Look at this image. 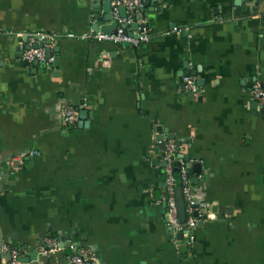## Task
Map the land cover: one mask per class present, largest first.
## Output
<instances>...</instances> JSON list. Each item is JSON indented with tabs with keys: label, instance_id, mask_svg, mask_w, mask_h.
Returning <instances> with one entry per match:
<instances>
[{
	"label": "crops",
	"instance_id": "0c3cea01",
	"mask_svg": "<svg viewBox=\"0 0 264 264\" xmlns=\"http://www.w3.org/2000/svg\"><path fill=\"white\" fill-rule=\"evenodd\" d=\"M104 1L0 0V244L63 236L100 264H264V238L252 241L264 231V113L249 95L264 83V3L157 0L130 27L144 24L148 43L132 48L80 38L117 30ZM15 33L51 34L58 66H25ZM83 102L86 124L65 129L61 106ZM158 126L213 215L190 250L165 224ZM68 252L26 264H68Z\"/></svg>",
	"mask_w": 264,
	"mask_h": 264
},
{
	"label": "built area",
	"instance_id": "2783aa9c",
	"mask_svg": "<svg viewBox=\"0 0 264 264\" xmlns=\"http://www.w3.org/2000/svg\"><path fill=\"white\" fill-rule=\"evenodd\" d=\"M144 0H114L110 3V14L114 22L117 24V30L114 33L88 32L80 36L83 40H94L97 42H110L119 46H130L136 48L148 43L150 36L145 25L136 26V15L139 14L143 7ZM264 3V0H248L249 4L256 5ZM124 9L125 16L122 17L120 9ZM18 39L27 38L28 49H23L20 53V60L33 64L34 62L52 67L54 57L46 56L44 45L42 48H33L34 44L46 40H52L51 34L48 33H15ZM67 37H73L68 34ZM183 88L191 95L198 93L199 88L194 76L186 75L182 78ZM251 100L259 107L264 109V83L261 81L254 82L249 89ZM87 105L83 102L77 106L64 104L60 109L61 125L65 129L76 128L79 121L80 110H85ZM154 146L162 160V180L164 184L163 195L166 205L165 224L169 228L173 236V242L179 246L190 250L194 243V230L199 222L211 220L213 215L210 213L208 204L198 200L194 193V184L192 176L189 172L190 161L181 153V146L172 139L167 133L159 132L155 128ZM159 136V139L157 137ZM160 146H163L161 150ZM38 152L32 151L30 156L37 155ZM19 164L18 160L11 159L6 162V168L14 170L15 164ZM18 167V166H17ZM16 167V168H17ZM2 168L0 166V185L2 182ZM178 173V178L175 174ZM199 178V177H198ZM177 188L181 191L184 204V221L179 219V210L176 199ZM176 234H181V239H176ZM65 248L60 247L59 238L54 236H46L42 240L39 247V254H55L64 251ZM30 250H24L19 246L10 243L0 244V257L2 264H24L21 259L24 258ZM8 254L9 260L6 261L4 255ZM65 260L68 264H100L99 258L95 252L88 248L69 247V252L65 254Z\"/></svg>",
	"mask_w": 264,
	"mask_h": 264
},
{
	"label": "water",
	"instance_id": "95a60500",
	"mask_svg": "<svg viewBox=\"0 0 264 264\" xmlns=\"http://www.w3.org/2000/svg\"><path fill=\"white\" fill-rule=\"evenodd\" d=\"M114 1V0H106L102 3L103 5V11H104V17L103 19L105 21H110L112 19L111 17V14H110V3ZM157 2V0H145L144 1V4H143V7L140 9V12L143 13L145 11V9H147L151 3H155ZM120 14L122 17L125 16V13H124V9H120ZM102 33H109V31H100ZM20 41L25 45L24 47H17V55L20 59V53L23 49H28V46H27V38H22L20 39ZM51 44V41L50 40H46L43 42H39L38 44H34L33 45V48H42L44 47V45H50ZM45 49V53H46V56L49 57L51 55V50L48 48V47H44ZM57 50V49H56ZM55 50V52H56ZM25 66H32L33 68H36L38 67V63L34 62L33 64H29L27 62H24L23 63ZM58 66V58L55 57L54 59V63H53V67H57ZM254 108L257 107V105L254 103ZM262 110L260 111L261 114L264 113V109L261 108ZM87 111L86 110H80L79 112V121L77 123V126L78 128H82L85 124H86V118H87ZM157 131L159 132H162L164 131L165 133H167L166 130H163L161 126H158L157 128ZM172 139H175L174 136H170ZM157 139H159V136L157 137ZM161 150L163 149V146H160ZM16 166H18L17 164H15ZM197 168V167H196ZM193 184L196 185L197 184V179H193ZM3 189L2 185H0V192L1 190ZM177 194H176V199H177V205H178V210H179V219L181 222L184 221V204H183V200H182V196H181V191L179 188H177L176 190ZM203 225V222H199L197 224L198 227H201ZM176 239L180 240L181 239V234H176ZM60 241V247H63V248H67L69 249V247L71 246L70 243H65V238L63 236L60 237L59 239ZM80 248H88V249H91L89 246H87L84 242H82V244L80 245ZM24 250H27L28 247L27 246H24L23 247ZM38 249L37 248H31L30 252L24 257L21 259V261L26 264V263H29L30 261H34V260H37L38 258ZM4 258L6 261L9 260V256L8 254H5L4 255Z\"/></svg>",
	"mask_w": 264,
	"mask_h": 264
},
{
	"label": "rangeland",
	"instance_id": "374dc122",
	"mask_svg": "<svg viewBox=\"0 0 264 264\" xmlns=\"http://www.w3.org/2000/svg\"><path fill=\"white\" fill-rule=\"evenodd\" d=\"M243 190H244V188H240V192H241V194H242ZM261 237L264 238V231H262V232L259 234V236L256 237V238H254V240H252V241L255 242V241H257V240H260ZM239 240L242 241V242H245V241H243V240H245V239H244L243 237H240V236H239ZM246 242H249V241H246Z\"/></svg>",
	"mask_w": 264,
	"mask_h": 264
},
{
	"label": "trees",
	"instance_id": "16d2710c",
	"mask_svg": "<svg viewBox=\"0 0 264 264\" xmlns=\"http://www.w3.org/2000/svg\"><path fill=\"white\" fill-rule=\"evenodd\" d=\"M163 175V174H162ZM176 178H178V173L175 174Z\"/></svg>",
	"mask_w": 264,
	"mask_h": 264
}]
</instances>
